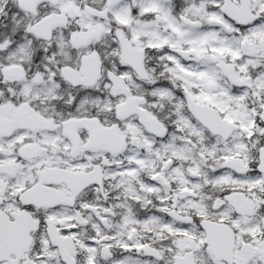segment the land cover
<instances>
[{
    "label": "snow or ice",
    "instance_id": "obj_1",
    "mask_svg": "<svg viewBox=\"0 0 264 264\" xmlns=\"http://www.w3.org/2000/svg\"><path fill=\"white\" fill-rule=\"evenodd\" d=\"M0 264H264V0H0Z\"/></svg>",
    "mask_w": 264,
    "mask_h": 264
}]
</instances>
